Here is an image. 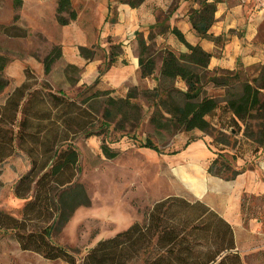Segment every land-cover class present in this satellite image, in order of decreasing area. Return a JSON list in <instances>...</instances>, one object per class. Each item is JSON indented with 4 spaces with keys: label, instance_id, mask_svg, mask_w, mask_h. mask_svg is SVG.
Returning <instances> with one entry per match:
<instances>
[{
    "label": "trees",
    "instance_id": "obj_1",
    "mask_svg": "<svg viewBox=\"0 0 264 264\" xmlns=\"http://www.w3.org/2000/svg\"><path fill=\"white\" fill-rule=\"evenodd\" d=\"M119 2L135 8L143 0ZM216 3L217 0H200L198 9L188 12V20L196 35L214 43L219 38L207 32L214 22ZM75 19L70 0H57V24L66 26ZM2 30L8 35L11 30L20 32L21 29L9 26ZM170 34L186 52L175 54L162 50L157 76L155 59L147 55L148 46L136 34L140 77H152L156 82L152 90L142 92L153 101L149 123L154 128L207 132L212 130L208 119L219 111L228 113L232 124L264 120V63L251 80H242L241 71L237 69L210 71L211 54L198 45H189L175 28ZM8 36L22 38L25 33L21 31ZM80 52L85 60H91L84 54V49L81 48ZM118 54L120 52L114 54L110 48L107 67L114 64ZM59 57L58 49L43 59L45 75ZM7 63V58L0 56V94L9 85L3 77ZM177 81L184 84V90L175 87ZM235 83H239L237 93L233 91ZM208 85L226 90L223 106L206 94ZM135 90L132 88L122 99L109 97V92L97 91L77 102L62 91H53L47 82L38 81L32 73L24 72V81L0 104V166L17 150L28 158L30 170L16 181L13 188L14 197L24 201L19 217L0 209V234L10 235L22 252L36 254L45 261L66 264H242L235 250L231 226L202 202L177 196L154 202L143 214L141 223L135 222L112 237L98 240L80 261L75 259L72 251L52 241L54 230L64 226L77 208L89 205L83 185L76 181L79 156L74 142L81 136H101L105 123L102 125L95 118L91 101L105 96L102 116L106 119L112 110L120 113L126 109L137 111L138 107L131 103ZM247 135L258 148L264 146V128L259 127L257 134L251 132ZM145 147L157 151L149 143ZM101 150L107 159L116 156L104 145ZM219 158L221 155L207 169L213 176H219L220 170L227 168L225 160L219 163ZM217 164L219 167L213 174L212 169ZM238 174L233 173L229 180Z\"/></svg>",
    "mask_w": 264,
    "mask_h": 264
},
{
    "label": "rangeland",
    "instance_id": "obj_2",
    "mask_svg": "<svg viewBox=\"0 0 264 264\" xmlns=\"http://www.w3.org/2000/svg\"><path fill=\"white\" fill-rule=\"evenodd\" d=\"M70 1L73 10L79 14L78 18L66 26H59L55 20L57 0H0V56L8 60L3 77L9 83L0 95V101L22 81L24 72L32 73L38 81H46L51 88L62 90L71 98L79 99L82 95L87 96L102 89L99 80L108 69L106 63L110 48L112 47L114 54L121 49L119 39L112 38L106 42L105 39H100V35L103 23L113 22L114 6L120 2L107 0L109 7L105 17L103 10L90 11L86 8L92 0ZM174 1L170 8L178 0ZM243 3L247 14L250 11L261 13L259 39L264 42V0H244ZM9 26L21 29L20 32L23 31L25 37L8 36L19 34L17 30H11L5 35L2 29ZM147 40V55L158 62L161 51L155 48L151 39ZM109 43L111 47L108 49ZM216 44L221 46V38ZM81 48L86 56L98 62L96 77L84 70L82 65L85 59L80 52ZM58 49L60 57L45 75L43 59ZM240 71L242 80H251L258 75L256 66ZM234 85L236 88L233 91L237 93L239 83ZM143 86L145 83L141 87H135V98L131 100L138 107L137 111L126 109L120 113L112 110L105 119L102 116L105 96L91 101L95 118L100 124L105 123V126H101V136L89 139L78 137L74 142L79 156L76 181L83 185L89 205L77 208L64 226L54 230L51 234L52 241L72 251L75 259L80 261L98 240L112 237L135 222L141 223L145 211L162 198L179 195L192 201L195 200L194 197H201L199 200L202 203L217 208L221 204V195L226 202V195L232 190L234 195H231L240 203L241 226L235 230L240 232L237 241L243 264H264V146L258 148L247 135L251 132L257 134L259 127L264 128V120H246L232 124L231 116L219 111L214 119L208 120L212 130L207 132L157 130L149 123L153 101L142 94L146 91ZM175 87L181 89L177 84ZM131 89L126 92L117 90L108 96L122 99ZM205 91L223 106L226 90L214 89L208 85ZM147 143L157 151L145 147ZM102 145L116 156L107 159L102 153ZM190 149H193L197 157L194 164L179 166L175 163L176 168L173 169L171 166L174 157L184 155ZM218 155H221L219 163L224 159L227 168H222L219 176H213L207 169ZM18 157L20 152H16L11 161L19 162L20 159H16ZM192 159L194 157L191 154L190 160ZM218 167L217 164L212 169L213 174ZM235 172L239 174L229 180ZM21 206L22 203L12 199L1 185L0 209L18 217ZM259 223H262V239L249 238L256 242L254 247L260 248L246 251L247 232L251 225L257 226ZM0 245V264H66L61 261H42L28 253L19 254L8 234H0ZM260 251L262 255L259 254L257 259L251 258V253L258 254Z\"/></svg>",
    "mask_w": 264,
    "mask_h": 264
},
{
    "label": "crops",
    "instance_id": "obj_3",
    "mask_svg": "<svg viewBox=\"0 0 264 264\" xmlns=\"http://www.w3.org/2000/svg\"><path fill=\"white\" fill-rule=\"evenodd\" d=\"M198 1L199 0L194 2L193 0H178L177 3L171 8L170 6L175 2L174 0H143V2L135 8H131L127 4L117 3L114 6L115 18L112 23H103L100 39H105L106 42L107 39H109V41L112 38L119 39V48L121 50L120 54L115 57L114 64L109 66L101 76L99 82L102 85V89H98V91L111 93L121 90L126 92L129 88H135L137 86L141 87L144 83L145 86H143V88L145 90H152L156 85L155 80L152 77H140L137 58L138 47L136 34H139L147 46L149 44L147 39L150 38L148 36L152 35V43L158 51L167 49L174 52L175 54L185 53V47L180 42H178L173 35L170 34V30L172 28L177 29L183 35L184 40L189 45H198L204 52L211 54V58L208 62V70L210 71H233L236 69L245 70L254 66L258 67L259 70V68L264 63V58L262 59V55L264 56V42L260 41L259 39L261 34L258 27L261 23V13L257 11H250L247 14L244 10V0H217V3L215 4V12L213 14L214 22L208 29L207 33L214 38H221V46H218L216 43L210 40L198 37L191 28L190 22L188 20L189 8L198 9ZM213 1L214 0H206V2ZM108 7L107 0H92V2L89 1V4H87L86 8L90 11L103 10V13L106 17L108 14ZM78 15L79 14L76 13V19L78 18ZM76 19L73 22H75ZM107 46L109 49L111 44L109 43ZM83 62L84 63L82 66L84 70L87 71L86 73H89L90 76L96 77L98 75V62L95 60H85ZM155 67V76H157L156 74L158 73V69L160 67V60L155 62ZM23 81L24 77L18 85L14 86L5 94L3 99L0 101V104L4 102L7 94L10 93L14 88L18 87ZM176 84L181 87V90L185 89L182 82L177 81ZM52 90L62 91L55 90L53 88ZM62 93L70 99L77 100V102L83 97H86L85 95H82L79 99H77L67 96L63 91ZM212 119H214V117ZM89 138L90 137L84 139ZM192 150L193 149H190V151L188 150V152L184 155H176L172 160L171 167L175 169V163H178L179 166H188V164H194V162L197 160V157ZM16 152L20 151L16 150ZM16 152L14 155L7 158L0 166V186L2 185L4 189L6 188V191L11 195L12 199L22 203L23 206L24 201L14 197L13 189H11V187L21 176L30 170V163L28 158L22 152H20V157L16 158L20 159L19 162L11 161L15 157ZM191 154L194 157L192 160H190ZM11 164L14 165L11 166ZM231 194L234 195L232 190L230 194L226 195V202H224V196L221 195V208H216L211 204L205 205L216 212L225 222L231 226L235 250L243 264L242 256L239 250L240 245L237 241V237H240V232L235 230L237 227L241 226L240 203L237 201V198H234L235 196L233 197ZM174 196L184 198L179 195ZM194 198L195 200L192 201H200L199 199L201 197ZM214 200H216V198H214ZM255 225L256 224L251 225V228L247 232L248 249H246V251H253L256 248H260L259 246L254 247L256 242L254 243V239L249 238L260 237V239H262V223H259L257 226ZM14 243L19 254L28 253L20 251L17 243L15 241ZM1 252L2 247L0 245V253ZM259 254L262 255V251H260L258 254L257 252L251 253V258L257 259L256 257ZM32 255L39 257L42 261H44L40 256L36 254ZM260 262L262 263V260H260ZM257 264H259V262H257Z\"/></svg>",
    "mask_w": 264,
    "mask_h": 264
}]
</instances>
